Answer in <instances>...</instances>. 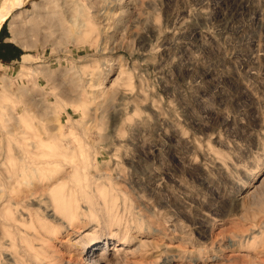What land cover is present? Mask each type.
<instances>
[{"label": "rangeland", "instance_id": "1", "mask_svg": "<svg viewBox=\"0 0 264 264\" xmlns=\"http://www.w3.org/2000/svg\"><path fill=\"white\" fill-rule=\"evenodd\" d=\"M31 1L0 28V264H264V0Z\"/></svg>", "mask_w": 264, "mask_h": 264}, {"label": "bare ground", "instance_id": "2", "mask_svg": "<svg viewBox=\"0 0 264 264\" xmlns=\"http://www.w3.org/2000/svg\"><path fill=\"white\" fill-rule=\"evenodd\" d=\"M0 2H1L0 3V28H1V26H3V24L12 15L14 16L15 13L19 12L26 4H29V2H32V1L31 0H1ZM2 68L3 67L0 66V69Z\"/></svg>", "mask_w": 264, "mask_h": 264}, {"label": "crops", "instance_id": "3", "mask_svg": "<svg viewBox=\"0 0 264 264\" xmlns=\"http://www.w3.org/2000/svg\"><path fill=\"white\" fill-rule=\"evenodd\" d=\"M0 59H1V56H0Z\"/></svg>", "mask_w": 264, "mask_h": 264}]
</instances>
